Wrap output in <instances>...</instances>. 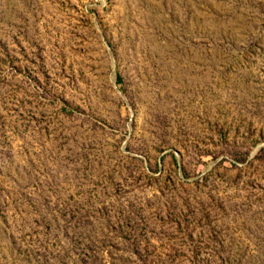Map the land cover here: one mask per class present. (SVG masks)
Wrapping results in <instances>:
<instances>
[{"label": "rangeland", "instance_id": "obj_1", "mask_svg": "<svg viewBox=\"0 0 264 264\" xmlns=\"http://www.w3.org/2000/svg\"><path fill=\"white\" fill-rule=\"evenodd\" d=\"M0 264H264V0H0Z\"/></svg>", "mask_w": 264, "mask_h": 264}]
</instances>
